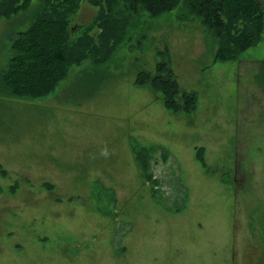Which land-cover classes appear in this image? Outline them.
Instances as JSON below:
<instances>
[{
  "label": "rangeland",
  "instance_id": "374dc122",
  "mask_svg": "<svg viewBox=\"0 0 264 264\" xmlns=\"http://www.w3.org/2000/svg\"><path fill=\"white\" fill-rule=\"evenodd\" d=\"M46 1L0 0V264H264V24L221 61L183 2L152 16L116 1L107 60L89 51L51 94L17 97L1 80L11 37ZM98 9L82 0L68 16L73 39L97 36L80 23ZM160 61L196 95L192 111L133 84Z\"/></svg>",
  "mask_w": 264,
  "mask_h": 264
},
{
  "label": "trees",
  "instance_id": "16d2710c",
  "mask_svg": "<svg viewBox=\"0 0 264 264\" xmlns=\"http://www.w3.org/2000/svg\"><path fill=\"white\" fill-rule=\"evenodd\" d=\"M27 1L24 0L23 6ZM81 1L47 0L29 21L28 28L15 32L17 36L11 37L19 52L15 62H11L2 72L1 80L15 96L37 99L51 93L66 76L69 65L83 61L89 51L94 50L96 54L100 51V57L95 58V55L94 60H107L121 37L119 29L115 28V20L109 14L116 1H123L132 10L139 7L146 9L152 16L171 10L183 2L189 13L201 17L203 24L210 27L218 37L219 45L214 57L221 61L237 58L242 51L262 39L264 15L256 0H245L251 9L243 0H89L99 9L93 20L80 23V27L84 24L94 26L95 22L100 26V31L95 37L89 34L88 28L73 39L76 33H71L72 26L68 25V16L73 19L72 14L77 11ZM240 16H245V26L236 31L235 23ZM113 32L117 35V41L110 43V34ZM169 73L166 64L160 61L154 73L138 72L135 84H148L153 90L160 92L163 104L173 112L192 111L196 95L192 92L179 93L177 80L165 75ZM141 148L142 151L149 152L146 147ZM201 150L199 147L196 152L197 159H202ZM149 159L141 161L142 164L137 159L142 169H146ZM0 172L5 173L1 166Z\"/></svg>",
  "mask_w": 264,
  "mask_h": 264
},
{
  "label": "crops",
  "instance_id": "0c3cea01",
  "mask_svg": "<svg viewBox=\"0 0 264 264\" xmlns=\"http://www.w3.org/2000/svg\"><path fill=\"white\" fill-rule=\"evenodd\" d=\"M136 78V77H135ZM60 84V83H59ZM133 84H135V79H134V82H133ZM58 86V85H57ZM56 86V87H57ZM56 90V88L54 89V91ZM54 91H52V92H54ZM51 92V93H52ZM51 93H49V94H51ZM48 95V94H47ZM47 95H44V96H42V97H45V96H47ZM42 97H40V98H42ZM69 98V97H68ZM68 100H71V99H68ZM147 148V147H146ZM148 149V148H147ZM148 151L150 152V157H151V151H150V149H148ZM77 161V160H76Z\"/></svg>",
  "mask_w": 264,
  "mask_h": 264
},
{
  "label": "water",
  "instance_id": "95a60500",
  "mask_svg": "<svg viewBox=\"0 0 264 264\" xmlns=\"http://www.w3.org/2000/svg\"><path fill=\"white\" fill-rule=\"evenodd\" d=\"M74 29H75V27L72 26V27H71V33H72V34H73Z\"/></svg>",
  "mask_w": 264,
  "mask_h": 264
}]
</instances>
